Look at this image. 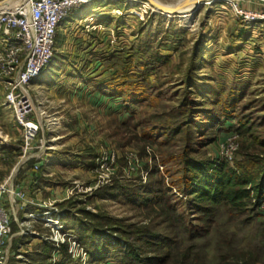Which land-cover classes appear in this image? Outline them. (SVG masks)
Instances as JSON below:
<instances>
[{"label": "rangeland", "instance_id": "obj_1", "mask_svg": "<svg viewBox=\"0 0 264 264\" xmlns=\"http://www.w3.org/2000/svg\"><path fill=\"white\" fill-rule=\"evenodd\" d=\"M160 9L149 0H92L61 20L53 60L28 89L29 116L45 127L32 154L24 156L23 130L0 83V193L15 221L0 264H264V198L238 209L201 200L190 186L195 162L235 166L264 157V0H206L185 18ZM86 30L99 57L78 55ZM128 50L139 53L136 77L107 66L106 51ZM97 61L101 69H85ZM117 71L128 82L124 96ZM59 112L70 115L68 126ZM48 115L60 126L48 129ZM102 144L119 151L120 168L97 183L96 165L84 158L95 159ZM129 151L143 174L124 172ZM22 183L39 209L19 204ZM50 210L60 215L61 235ZM85 210L105 227L95 247L81 238ZM130 242L143 261L123 260L116 247ZM92 251L107 257L94 259Z\"/></svg>", "mask_w": 264, "mask_h": 264}, {"label": "built area", "instance_id": "obj_2", "mask_svg": "<svg viewBox=\"0 0 264 264\" xmlns=\"http://www.w3.org/2000/svg\"><path fill=\"white\" fill-rule=\"evenodd\" d=\"M90 1L92 0H29V9L23 4L14 9H0V83L6 93V105L13 110L15 118L23 130L24 156L32 154L37 147L35 146L36 137L39 131L45 128L44 123L29 116V104L26 103L29 102V86L53 60L61 20L73 8H78ZM48 117V129L60 126V118L52 115H48ZM46 144L47 142H45ZM45 145L41 146L39 155L44 159L48 149V146L45 147ZM124 158L126 159V165L123 167L124 172L132 174L141 171L142 174L144 173L141 159L137 153L129 151L124 154ZM119 159L121 157L117 149L104 145L101 147L95 158L94 171L98 177L97 183L110 182L111 175L120 168ZM40 166L41 162L36 164L35 168L38 169ZM24 187L27 188L22 183L15 191L21 207L25 208L29 204L42 205L30 198ZM86 188L92 190L93 186L89 185ZM4 191L0 193V260L3 258V246L8 241L7 236L12 227L11 214L2 196ZM73 191L74 189L71 192ZM70 193L67 192L65 196L57 199L70 198ZM47 212L51 213L57 223L45 220L52 223L53 227L55 226L56 234H60L59 229H62L60 215L56 217L54 210L45 211V215ZM56 237H54V241H60L58 236ZM61 241L64 240L61 239ZM74 244L77 245V242Z\"/></svg>", "mask_w": 264, "mask_h": 264}, {"label": "trees", "instance_id": "obj_3", "mask_svg": "<svg viewBox=\"0 0 264 264\" xmlns=\"http://www.w3.org/2000/svg\"><path fill=\"white\" fill-rule=\"evenodd\" d=\"M124 53L126 54L119 52L108 57L106 59L107 66L115 69L120 65L123 70L122 73L128 72L130 74V72L136 69L134 68L135 65H133V59L134 56L139 53L136 52V50H128L126 52L124 51ZM138 66H141V62H139ZM122 73H115L113 78V81L117 82L118 92L120 93L119 96H124V94H122L124 93L123 89L127 88L128 84V82L124 80V75ZM132 77H136V70L133 72ZM139 83L140 81L134 78L132 86L135 88V91L138 90ZM244 128L249 130V128ZM84 163L92 167L96 165L94 157L92 161H87L84 158ZM192 168L195 171V174L191 180L190 186L193 189L192 193L197 195L201 200H209L213 202L223 200L234 208L243 209L249 204V202L252 204L251 201L254 199L258 200L264 198V157L251 160L246 159L245 161L243 160L237 162L235 166H232L225 161L219 163L212 162L208 164L195 162L192 164ZM113 182H115L114 184L117 186L121 185L119 184L117 177H114ZM102 190H104L103 187L98 189L97 192L101 193ZM62 204L63 203H61V205ZM67 211L71 213L70 211L72 210L69 209ZM93 216L95 215L85 210V217L78 219V223H80L79 227L81 238L85 239L87 241V245L90 247L100 245L98 244L100 243L99 241L104 238V235L101 234V232L105 229V227ZM14 224L15 221H12V228ZM94 239L98 243H94ZM101 244L102 246L109 247V243ZM135 247V244L130 242L128 248H123L120 245L116 248L119 249L118 251L122 254L124 261L130 260L133 262H141L144 259L136 251ZM108 250L110 249H107V251ZM106 254H94L92 251L93 258L97 260L106 258Z\"/></svg>", "mask_w": 264, "mask_h": 264}, {"label": "crops", "instance_id": "obj_4", "mask_svg": "<svg viewBox=\"0 0 264 264\" xmlns=\"http://www.w3.org/2000/svg\"><path fill=\"white\" fill-rule=\"evenodd\" d=\"M92 33L93 32H90V30H86V32L85 31H83L79 36H80V38L82 39V41H83V46H81V45H79V46H81V47H79L80 49H79V54L78 55H80L81 56V59L84 57V56H87V55H89V56H93V57H95V56H97V57H99L98 55H99V51H100V49L99 48H97L96 46V43H94L93 45L91 44V43H93L94 42V40L96 39L95 37H92L93 35H92ZM69 37H66V43L65 44H61L60 45V51L62 52V51H64V49L62 48V47H64V46H66V44L67 43H69ZM57 43V42H56ZM72 45H74V44H72ZM91 46H93V47H91ZM60 52V53H61ZM74 52H72V54H73ZM105 54V58H108L109 57V55H110V53H109V51L107 52H105L104 53ZM101 63L99 62V61H97V63L96 64H91V65H88V66H86L85 67V69L86 70H91V68H90V66H92V68L93 69H98L99 68V66H100V69H101ZM74 66V65H73ZM45 71V70H44ZM43 71V72H44ZM42 75V74H41ZM94 99L95 98H93V100H91L92 101V103H96V102H100V100H98V99H95V101L96 102H94ZM75 101V100H74ZM74 115H73V118L77 121V120H79L78 118L79 117H81V111L80 110H78V109H75V111H74ZM59 114V116L61 117V118H63V120L64 121H66L65 123H64V125H66L67 124V126L69 125L68 123L69 122H67V119H69L70 118V115L68 114V113H66L68 116H66V114L64 113V114H62V113H58ZM77 116V117H76ZM73 118H72V121H73ZM69 121H71V118H70V120ZM79 126L81 125V122H80V120H79ZM65 127V126H64ZM80 159H81V156H80ZM63 200H60V202H62ZM35 205H37L38 207V209H39V207L41 206V205H39V204H35ZM38 209H34V210H38Z\"/></svg>", "mask_w": 264, "mask_h": 264}, {"label": "bare ground", "instance_id": "obj_5", "mask_svg": "<svg viewBox=\"0 0 264 264\" xmlns=\"http://www.w3.org/2000/svg\"><path fill=\"white\" fill-rule=\"evenodd\" d=\"M152 1L158 7L163 9L164 13L166 14L168 13L169 17H175L176 15H174L173 13H175V10L179 9L180 10L179 12H181L179 16L180 17L184 16V18L190 16L191 14L190 10H192L195 6H197L199 2V0H170L171 2H167V3H164L161 0H152ZM22 4L25 5L29 9L30 7L29 0H6L0 3V9H9V8L14 9L15 7L20 6ZM186 13L189 15H186ZM50 214L51 213L47 212L46 216Z\"/></svg>", "mask_w": 264, "mask_h": 264}, {"label": "water", "instance_id": "obj_6", "mask_svg": "<svg viewBox=\"0 0 264 264\" xmlns=\"http://www.w3.org/2000/svg\"><path fill=\"white\" fill-rule=\"evenodd\" d=\"M149 1L151 2V4H154V2H152L151 0H149ZM205 1H206V0H199L198 5H200V4H202V3H205ZM155 11L164 12L163 9L155 10ZM179 11H180L179 9L175 10V13H174V14H175V15H180L181 12H179Z\"/></svg>", "mask_w": 264, "mask_h": 264}]
</instances>
